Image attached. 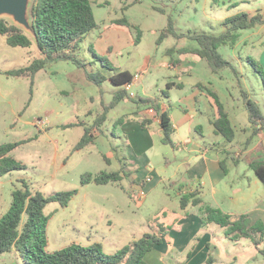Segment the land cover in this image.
Segmentation results:
<instances>
[{"label": "rangeland", "instance_id": "obj_1", "mask_svg": "<svg viewBox=\"0 0 264 264\" xmlns=\"http://www.w3.org/2000/svg\"><path fill=\"white\" fill-rule=\"evenodd\" d=\"M90 1L99 28L86 37L79 52L83 62L93 63L88 70L99 71L106 77L100 89L73 82L71 75L76 66L68 62L50 64L36 74L34 79L30 76H10L9 72L30 66L34 60L40 58V54L36 47H10L6 38L0 36V145L29 141L10 154L16 161L25 164L26 169L0 178V219L11 206L13 190L21 187L19 180H26L33 191H40L45 196L79 190L66 207L51 203L45 209L49 218L47 250L50 253L74 243L83 246L100 243L106 254H114L145 234L157 231L155 218L161 216L163 208L169 209L170 212L184 213L179 205L178 188L168 187L169 198L162 185L151 190V185L148 188L132 189L129 177L107 185L92 183L81 186V176L85 173L97 175L104 171H116L113 154L117 153L119 158L122 155L127 156L130 141L141 146L153 143L154 148L150 154L152 163L149 168L155 169L159 175H167L163 170L172 173L175 169L166 165V159L174 161V153L170 146L160 141L159 127L153 122L154 119L150 118L148 108L138 106L129 99L110 112L101 127L102 133L95 131L97 141L82 150H74L84 135V126L93 125L96 117L103 112V104L110 103L113 91L119 89L110 81L113 72L96 62L94 54L106 59L119 70L130 71L133 75L140 74V80L132 89L137 99L160 94L170 113L184 115L183 110L190 108V103L193 102V85L198 81L213 82L222 102L230 113L235 115L239 125L235 147L231 149L230 155L223 154V159L226 158L230 166L231 157L236 159L237 153H240L238 158L244 155L243 152L248 147L246 142L250 138L241 130L248 125L244 99L247 97L255 102L264 115V25L240 31L234 46L227 45L219 49V53L235 66L237 73L227 69L216 75L211 72L206 61L195 58L193 54L179 52L177 55V51H167L173 45L195 49L194 46L198 47L195 41L170 39L157 44L161 32L167 27L169 17L174 21L179 33L218 35L225 30L222 24L225 19L240 13L253 15L264 12V0ZM154 6L163 8L165 14ZM121 19L127 20L130 26L117 24L116 21ZM138 30L141 37L136 43ZM250 59L259 65L258 71L250 64ZM171 65H185L188 71H184L182 76L177 78V72L170 68ZM72 68H75L73 72ZM170 81L183 83L184 87L168 90ZM198 87L200 91L210 89L214 92L213 88L202 84ZM144 88L151 89L145 94ZM161 89L169 91L168 98L162 96ZM99 90L101 94L98 93ZM128 93L131 95V90ZM202 101L201 104L206 105L203 98ZM153 115L156 118L155 113ZM121 117H124L123 122L115 123ZM145 120H151V123L143 127L142 122ZM134 121L141 122L140 129H135ZM72 124L74 126H70ZM80 124L84 126H79ZM123 125V129L120 128ZM188 126L187 123L184 124L179 134H173V139L182 142L193 140ZM196 138L198 139L197 136ZM219 140L222 143L227 142L223 137H219ZM207 141L211 143L213 140L207 138ZM257 158L256 155L252 156V162H261L256 160ZM109 160L113 162L110 163ZM140 163L141 169L137 173L142 183L146 180L148 165L144 160H140ZM245 168L247 167L243 162L238 173L243 172ZM181 171L184 172V168ZM156 177L154 173L151 174L152 179ZM141 191L145 193L143 198L140 197ZM165 222L169 224L168 221ZM177 227L174 229H181ZM204 234L205 232L201 231L200 237ZM211 235L223 244V247L216 250L218 259L221 251L238 255L255 247L251 239L231 242L224 232H213ZM184 239L185 236L179 241L177 236H173V241H179L180 246L186 242ZM188 244L184 247L187 252L194 247L195 241L187 248ZM171 248L172 245H169V249ZM262 248L264 249V243ZM171 257L179 264H192L186 261V256ZM258 257L261 262L264 261L263 255L259 254ZM145 259L149 264H166L155 254H149ZM238 262L233 264H239ZM0 264L23 262L12 252L0 256ZM245 264L256 262L251 259Z\"/></svg>", "mask_w": 264, "mask_h": 264}, {"label": "trees", "instance_id": "obj_2", "mask_svg": "<svg viewBox=\"0 0 264 264\" xmlns=\"http://www.w3.org/2000/svg\"><path fill=\"white\" fill-rule=\"evenodd\" d=\"M156 10L165 14L163 8ZM33 25L36 31V39L28 35L24 30L12 24V22L0 20V36L6 38L10 47L29 49L36 47L40 58L26 67L13 70L8 74L14 77L34 76L44 70L48 65L59 62H68L76 66V70L71 75V80L81 86H96L102 88L106 77L99 71L88 67L93 64L83 62L80 58V46L86 37L99 28L95 19L90 0H34L31 10ZM117 24L130 26L127 20H117ZM224 32L216 35L211 33H179L175 28V23L169 17L168 24L160 34L157 44H162L166 39L172 37L176 40L189 39L197 42L198 48L180 49L178 52L190 53L201 60L206 61L213 74L219 75L221 72L231 69L237 73L235 66L226 60L219 49L223 46H234L239 39V32L248 29H255L264 25V12L256 14L240 13L229 17L223 21ZM135 42H139L141 33L138 30ZM171 49L169 52H174ZM96 62L101 63L103 68L110 70L113 74L110 77L112 84L119 88L115 91L112 101L103 104V112L99 114L91 127L84 126V135L74 148L79 151L89 146L95 141L94 133H102L101 127L108 119L109 113L121 102L129 99L138 106L149 107L155 112V116L160 120L163 134L162 143L177 150L178 143L173 140L175 129L171 118L167 112H163L157 100L151 99H131L126 87L133 83L134 75L129 71L119 70L112 66L106 59L93 55ZM173 59H171V62ZM95 62V61H93ZM250 64L258 71V64L249 60ZM173 87L183 88V84L168 83V90ZM163 91L162 96L169 97V91ZM217 108L218 118L213 123L216 135L223 137L227 142L235 140L236 132L232 126L228 113L225 110L219 96L207 89ZM246 96V94H244ZM245 108L248 113L249 123L255 128L253 136L250 137L246 146H249L253 137L264 131V115L260 107L249 98L244 99ZM124 117L116 123H122ZM151 120L142 122L146 127ZM70 126H74L73 124ZM23 140L16 143L0 145V178L15 172L25 170V164L16 161L10 154L17 147L28 143ZM221 168L228 173L225 161L220 162ZM251 169L264 183V161L252 162ZM123 176L130 177L124 169L116 172H101L97 175L85 173L81 176V186L85 187L92 183L97 185H107L117 183ZM20 188L12 192V201L9 210L0 219V256L7 253H16L23 264H149L146 256L155 247L163 243V239L169 234L170 227L159 223L155 218L157 231L147 233L133 243L124 246L114 254H106L100 243H93L88 246L72 244L55 252H48L47 225L49 218L45 214L47 205L57 203L61 207H66L72 199L77 196L79 190L59 192L50 196H45L40 191H33L26 180H19ZM199 190L190 193H182L180 196V208L186 211L189 207H198L202 204ZM204 221L215 223L225 230L226 237L234 242L241 239H251L254 246L260 249L264 240V224L254 223L249 216H240L233 221L230 215L225 214L220 209L207 206L203 209ZM264 255V251L261 250ZM208 264H213L208 260Z\"/></svg>", "mask_w": 264, "mask_h": 264}, {"label": "crops", "instance_id": "obj_3", "mask_svg": "<svg viewBox=\"0 0 264 264\" xmlns=\"http://www.w3.org/2000/svg\"><path fill=\"white\" fill-rule=\"evenodd\" d=\"M170 39L174 38L170 37L166 39L165 42L169 41ZM173 48L176 49L177 55L179 53L178 50L185 49L178 48L177 45H173L172 47L167 49V51ZM194 48L196 47L194 46ZM195 58L198 57L195 56ZM170 68L174 69L177 72V78L182 76V73L184 71H188L185 65H171ZM189 69L192 73L191 66ZM74 70L75 68H72V72ZM135 83L133 84V86L135 85ZM173 83L183 84L177 83L176 81H170V84ZM200 84L206 87L213 88L214 92L219 96L221 100L217 86L213 82L203 83L200 81L193 85V102L190 103V108L183 110V112L185 113L184 115H181L177 112L170 113L169 108L166 106V104L163 103V100H161V97L159 96L160 94H155L153 96L147 95L145 98H143L151 100L158 99L157 103L160 104L162 111L167 112L169 117L171 118L173 127L175 129L174 134H179L184 124L187 123L189 125L188 129L193 137V140L189 142H182L175 141L173 139L175 143L179 144V147L177 150L172 149L174 153L172 154L174 157L173 162L166 159V165L169 168L174 167V171L172 173H168L163 170L162 172L167 175H159L155 169H150L149 166L152 163L150 154L154 148L153 143L151 142L150 145L145 144L141 146L137 142L133 143V141H130L131 143L129 142V145L127 146V156L122 155L119 158L117 153L113 154V160L115 162L116 171L124 169L128 174H130L128 180L131 183L132 189L139 187L148 188L151 185V190L162 185L166 195L170 198V195L168 193V187L178 188L179 205L180 196L182 193H190L199 190L200 197L203 199V202L200 206L189 207L186 211L182 210L184 213L176 211L170 212L169 209L163 208L160 213L161 216H158L156 218L159 219V223H163L170 227V231L166 239L163 240V243L155 247V249L149 254H155L156 256H159L160 259L163 260L166 264H179L177 263L178 261H173L171 256H186V261L192 262V264H206L208 260H211L213 264H233L235 262H238V260L239 264H245L247 262H250L251 259L254 260L256 264H264V261L261 262L258 257L259 254L263 255L261 253V250L264 251L262 245L260 249L254 247V249H250L244 253L240 252L238 255L237 253L232 254L227 253V251H221L220 258H216V250L218 249V247H223V244L214 239L211 234H213V232L225 233V230L215 223L205 222L203 211L205 207L210 206L215 209H220L225 214L230 215L233 221L237 220V218L240 216H249L254 223L261 222L264 224V183L259 179L256 173L250 167V164L252 163L251 157L254 155L258 157L256 160L264 161V133L261 132L253 137L250 145L243 152L244 155L242 157L238 158L240 156V153H237L236 159L227 156V158H230L232 161V165H228L226 162V158L223 159V154L230 155L231 149L235 147L234 143L236 142V140L232 143H222L219 140V137L221 136L215 134L213 123L218 118L217 108L214 104L213 99L208 94L207 90L200 91L198 87ZM133 86L130 89L131 95H133V97L130 98L135 100L137 99V96L134 92H132ZM150 89L151 88H144V93H148ZM93 92L97 94L96 91ZM162 92L163 91L161 89V94ZM98 93H100V90ZM114 93L115 90L113 91V95ZM202 98L203 100H205L206 105L201 104L203 102ZM224 107L229 115L236 135L238 136L239 127H237L238 122H236V117L235 115H232L230 113V111L226 108L225 105ZM147 108L149 114L151 115L150 118L154 119L153 122L159 127L160 141L162 142L163 134L160 126V120L157 117L154 118L153 114L155 112L153 111L151 113L152 109H150L149 107ZM134 111L136 112L137 110ZM133 123L135 129H140V121H134ZM123 127L124 125L120 126V128L122 129ZM241 130L249 137H251L254 132V128L249 123V120L248 125L246 127L241 128ZM196 136L198 137V139L196 138ZM207 138L213 141L210 143L207 141ZM97 140L98 139L95 137V141ZM140 160H144L145 164L148 165L146 180L142 181V183L141 180H139L137 173V171L141 169ZM109 161L110 163L113 162L112 160ZM221 161H225L227 165V174L220 166ZM243 162H245L247 168H245L243 172L238 173V169L241 164H243ZM182 168H184V172L181 171ZM153 173L157 175L156 179L151 178V174ZM188 184L190 185V187H188ZM165 221H168L169 224H166ZM175 226H178L177 228L181 227V229L176 230L174 229ZM201 231L205 232L204 236L202 237H200ZM173 236H177L179 241H181L182 237L185 236L184 240H186V242H183V246H180L179 241H173ZM194 241L195 245L191 249V251L187 252V249L184 250V247L188 243L189 244L187 248L190 247V245H192ZM169 245H172L171 249H169Z\"/></svg>", "mask_w": 264, "mask_h": 264}, {"label": "water", "instance_id": "obj_4", "mask_svg": "<svg viewBox=\"0 0 264 264\" xmlns=\"http://www.w3.org/2000/svg\"><path fill=\"white\" fill-rule=\"evenodd\" d=\"M33 2L34 0H0V20L8 19L12 24L36 39V31L31 14Z\"/></svg>", "mask_w": 264, "mask_h": 264}, {"label": "built area", "instance_id": "obj_5", "mask_svg": "<svg viewBox=\"0 0 264 264\" xmlns=\"http://www.w3.org/2000/svg\"><path fill=\"white\" fill-rule=\"evenodd\" d=\"M140 74H135L134 75V79H133V83L132 84H130V85H128L127 87H126V89L129 91L131 88H132V86H133V84L136 82V81H138L139 79H140ZM131 97H133V95H130ZM153 112V110H151V113ZM140 197L141 198H143V197H145V193H144V191H141V195H140Z\"/></svg>", "mask_w": 264, "mask_h": 264}]
</instances>
